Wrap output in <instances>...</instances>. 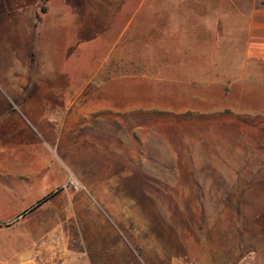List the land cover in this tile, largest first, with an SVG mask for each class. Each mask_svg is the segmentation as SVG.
<instances>
[{
  "label": "rangeland",
  "instance_id": "rangeland-1",
  "mask_svg": "<svg viewBox=\"0 0 264 264\" xmlns=\"http://www.w3.org/2000/svg\"><path fill=\"white\" fill-rule=\"evenodd\" d=\"M222 2L0 0V105L21 121L0 128L26 145L19 155H46L63 176L40 242H53L57 263L197 264L190 254L219 216L241 234L257 228L264 247V127L244 129L241 150L199 144L215 135L202 124L211 113L196 111L202 83H186L203 75L202 49L190 57L160 38ZM216 60L212 75L232 74ZM213 169L238 190L205 191Z\"/></svg>",
  "mask_w": 264,
  "mask_h": 264
},
{
  "label": "crops",
  "instance_id": "crops-1",
  "mask_svg": "<svg viewBox=\"0 0 264 264\" xmlns=\"http://www.w3.org/2000/svg\"><path fill=\"white\" fill-rule=\"evenodd\" d=\"M172 21L177 22L176 19ZM188 22L185 31L171 30L160 38H170L169 46L176 48L178 53V49L187 48L190 57H194L195 48L202 49L197 52L207 65L203 75L196 76L194 70L192 75H187L186 83L189 86L202 83L204 96H209L208 102L204 100L202 108L196 111L211 113L210 120L205 118L202 124L205 128L215 129V135L205 133L197 142L204 146L238 144L241 150L243 143L249 142L243 137L244 129L264 127V91L259 89L260 82L261 85L264 82V7H259L256 0H223L221 6L204 9L202 14H197ZM162 46L168 45L165 43ZM216 59L229 64L232 74L212 75L210 65L216 64ZM154 80L161 82L164 78L156 77ZM171 80L179 83L181 78L175 75ZM9 108L8 105H0V122L4 119L21 122L17 115L10 114ZM212 113L219 116L215 117ZM123 122L127 126L131 124L130 120ZM134 127L140 128L141 125L135 123ZM228 128L235 129L234 135H219L220 129L227 131ZM5 130L0 128V264H32L35 251L52 223V217L45 214L50 207L46 198L57 191L63 176L46 155H19L20 151H27L26 145H20L19 138ZM219 150L216 152L220 154ZM208 175L212 178L203 183L205 191L238 190L226 187L221 172L213 169ZM246 190H252V187ZM208 224L210 228L205 233L208 235L205 249L190 254L194 262L259 263L258 257L264 255V247L260 245L257 228L254 232L241 234V230H236L232 223V226H227L220 216L210 218ZM244 239L249 242L244 244ZM122 260L125 264V259ZM57 264L67 263L61 260ZM74 264L83 263L78 261Z\"/></svg>",
  "mask_w": 264,
  "mask_h": 264
},
{
  "label": "built area",
  "instance_id": "built-area-1",
  "mask_svg": "<svg viewBox=\"0 0 264 264\" xmlns=\"http://www.w3.org/2000/svg\"><path fill=\"white\" fill-rule=\"evenodd\" d=\"M52 244L51 241L41 243L35 251L32 264H57L55 255L50 250Z\"/></svg>",
  "mask_w": 264,
  "mask_h": 264
}]
</instances>
